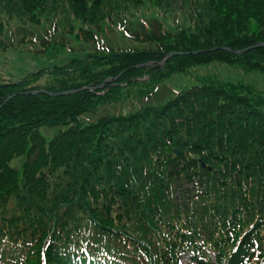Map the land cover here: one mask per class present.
<instances>
[{
	"label": "trees",
	"instance_id": "trees-1",
	"mask_svg": "<svg viewBox=\"0 0 264 264\" xmlns=\"http://www.w3.org/2000/svg\"><path fill=\"white\" fill-rule=\"evenodd\" d=\"M0 35L76 53L0 73V264H264V91L197 72L264 78V0H0Z\"/></svg>",
	"mask_w": 264,
	"mask_h": 264
},
{
	"label": "rangeland",
	"instance_id": "rangeland-1",
	"mask_svg": "<svg viewBox=\"0 0 264 264\" xmlns=\"http://www.w3.org/2000/svg\"><path fill=\"white\" fill-rule=\"evenodd\" d=\"M18 22L13 23L11 26L5 29H10L16 36L22 35V31L17 29ZM34 31L43 33L42 30L34 28ZM252 31H256V24L252 22ZM7 35H0V40L3 42L5 48L0 45V73L5 78V80L17 81L29 72H35L41 68H49L60 66L64 64L65 60L60 57V52H55L50 50L43 55L36 56L35 53L39 50L38 45L29 46L22 43H17L16 41L9 44V40L6 38ZM8 37V36H7ZM22 36H20L21 39ZM15 38V35H14ZM18 38V37H17ZM19 39V38H18ZM12 41V40H11ZM76 55V53H64V58H69V56ZM199 74L215 75L218 79L224 81L237 82H249L256 84L259 88L264 91V78L259 73L246 74L237 68L230 67L223 64H211L208 67H200L197 69ZM165 86L169 90L181 91L189 89L194 85V81L190 76L175 74L170 80L166 81ZM168 91L167 89H162L159 93V97L165 99L164 93ZM149 102V101H145ZM153 104L152 102H149ZM134 110V103L131 100L124 101L120 104H114L111 106H106L100 108L97 114H87L83 117L85 123H90L96 121L99 116L105 115H128ZM61 130L60 127L55 128H42L41 132L49 141L53 138L57 132ZM22 159L15 160L12 165L15 168H19ZM187 259L182 260V264H188Z\"/></svg>",
	"mask_w": 264,
	"mask_h": 264
},
{
	"label": "water",
	"instance_id": "water-1",
	"mask_svg": "<svg viewBox=\"0 0 264 264\" xmlns=\"http://www.w3.org/2000/svg\"><path fill=\"white\" fill-rule=\"evenodd\" d=\"M235 54H241V51H237V52H235ZM109 81H111V79H109L107 82H109Z\"/></svg>",
	"mask_w": 264,
	"mask_h": 264
}]
</instances>
